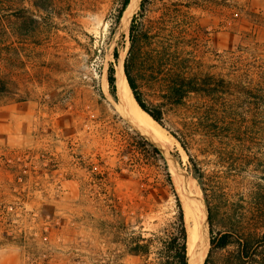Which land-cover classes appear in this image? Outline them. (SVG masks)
<instances>
[{"label": "rangeland", "instance_id": "rangeland-1", "mask_svg": "<svg viewBox=\"0 0 264 264\" xmlns=\"http://www.w3.org/2000/svg\"><path fill=\"white\" fill-rule=\"evenodd\" d=\"M116 1L0 6L9 22L0 29L8 91L0 95V264H143L126 254L124 233L149 237L168 217L169 203L156 202L152 152L116 112L107 83L110 64L123 70L141 0L127 30L111 24ZM140 28L155 31L140 32L142 51L166 45L190 59L193 74L229 81L231 111L247 121L246 142L226 164L190 151L211 176L207 203L173 139L162 155L209 206L201 264H264V0H152Z\"/></svg>", "mask_w": 264, "mask_h": 264}, {"label": "trees", "instance_id": "trees-1", "mask_svg": "<svg viewBox=\"0 0 264 264\" xmlns=\"http://www.w3.org/2000/svg\"><path fill=\"white\" fill-rule=\"evenodd\" d=\"M129 1H116V6L110 13L111 24L119 23ZM151 3L152 0H141L137 14L130 21L129 48L123 62V72L138 106L158 123L186 154L192 176L207 203L205 187L210 186L211 176L209 178L202 171L190 151L195 147L200 154H212L217 163L226 164L225 160L229 158L231 149L237 145L243 146L246 142L247 121L231 111L232 90L229 81L211 75L193 74L190 59L170 51L166 45L161 50L149 47L145 52L142 51L138 39L143 31L140 27ZM8 4L9 0H0V6ZM164 14L163 12L162 15ZM8 24L9 22L0 15V29ZM145 31L146 33L142 34L145 38L155 33L151 28H145ZM19 37L23 39L21 35ZM107 83L111 95L115 98L114 68L111 64L107 71ZM144 88L148 95L151 94L150 99L153 101L143 100L142 97L146 96ZM7 92L5 83L0 81V95ZM136 136L144 144L143 147L152 152V166L158 176L154 185L156 202H168L169 208L168 217L155 232L149 234V237H144L140 231L136 235L124 233L122 241L125 252L142 259L143 264H187L184 212L167 165L161 152L153 144L138 134ZM198 145L201 147H197ZM139 150L147 152L145 149ZM207 212L210 220L209 206ZM210 241L213 245V239ZM229 244V241H222L218 247L223 248ZM244 252L243 249L240 250V255Z\"/></svg>", "mask_w": 264, "mask_h": 264}, {"label": "bare ground", "instance_id": "bare-ground-1", "mask_svg": "<svg viewBox=\"0 0 264 264\" xmlns=\"http://www.w3.org/2000/svg\"><path fill=\"white\" fill-rule=\"evenodd\" d=\"M138 3L139 0H130L128 7L122 14L120 22L125 30H127V24L131 15L136 10ZM115 69L116 100L114 108L116 112L141 137L143 136L153 144L162 155L167 154L174 148V141L172 142V138L164 132L158 123L138 106L131 95L120 62ZM167 166L173 185L182 203L184 218L189 222L191 221V226L186 228L187 264H201L208 247L206 207L202 199L201 191L192 177L185 174H177L178 172L174 170L171 158L167 159Z\"/></svg>", "mask_w": 264, "mask_h": 264}, {"label": "water", "instance_id": "water-1", "mask_svg": "<svg viewBox=\"0 0 264 264\" xmlns=\"http://www.w3.org/2000/svg\"><path fill=\"white\" fill-rule=\"evenodd\" d=\"M128 5H129V4H128ZM128 5H127V7H128ZM127 7H126V8H127ZM125 10H126V9H125ZM125 10H124V11H125ZM173 168H174L175 171L178 172V170H177V164H176L175 162H173ZM177 172H176V173H177ZM177 174H179V172H178ZM206 216H207V211H206Z\"/></svg>", "mask_w": 264, "mask_h": 264}]
</instances>
